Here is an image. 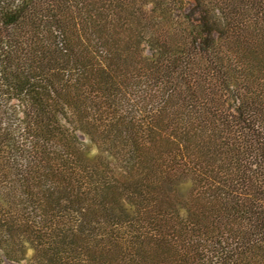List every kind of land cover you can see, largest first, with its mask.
<instances>
[{"label": "trees", "instance_id": "16d2710c", "mask_svg": "<svg viewBox=\"0 0 264 264\" xmlns=\"http://www.w3.org/2000/svg\"><path fill=\"white\" fill-rule=\"evenodd\" d=\"M264 264V0H0V264Z\"/></svg>", "mask_w": 264, "mask_h": 264}, {"label": "rangeland", "instance_id": "374dc122", "mask_svg": "<svg viewBox=\"0 0 264 264\" xmlns=\"http://www.w3.org/2000/svg\"><path fill=\"white\" fill-rule=\"evenodd\" d=\"M6 264H24L23 262L21 263H15V262H6Z\"/></svg>", "mask_w": 264, "mask_h": 264}]
</instances>
